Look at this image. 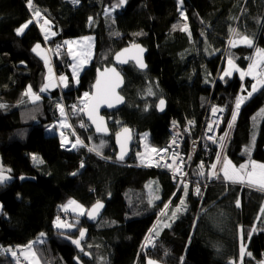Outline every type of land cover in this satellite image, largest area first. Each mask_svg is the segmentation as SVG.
<instances>
[{
	"label": "trees",
	"instance_id": "1",
	"mask_svg": "<svg viewBox=\"0 0 264 264\" xmlns=\"http://www.w3.org/2000/svg\"><path fill=\"white\" fill-rule=\"evenodd\" d=\"M117 2L31 0L29 7L28 0H0V104L6 105L0 108V156L12 176L0 184V264H16L17 256L3 250L15 251L42 231L47 237L35 248L44 264H147L150 259L162 264H239L241 229L246 248L243 264H264V191L232 183L222 171L219 178L210 179L218 146L202 140L189 165L185 195V184H175L169 171L147 165L148 160L141 164L135 149L130 159L118 161L113 135H96L84 111L76 107L91 92L99 67L113 63L120 48L142 42L148 68L139 70L133 62L124 68L122 93L127 101L107 113L114 119L110 128L115 133L129 126L137 136L148 132L151 146L159 150L172 139L174 124L184 131L189 152L190 143L201 137L209 106L227 107L224 132L236 98L256 81L249 76L241 80L238 72L224 77L223 72L227 58L246 71L256 57L255 48L264 49V0H127L111 10ZM37 10L38 20L33 15ZM45 19L55 31L52 45L67 37H96L95 57L77 85L65 51L54 67L58 74L67 73L68 87L40 91L51 62L46 64L32 49L44 43L40 23ZM29 20L32 23L17 35L16 29ZM218 20L238 34L234 43L241 41V34L253 46L229 45L225 57L216 52L207 36ZM185 26L188 31L182 30ZM199 39H203L204 60L197 49ZM29 86L40 100L25 99ZM259 90L241 104L223 153L224 160L230 158L236 166L253 159L264 162V87ZM161 99L166 106L163 112L157 106ZM57 104H69L71 112L75 105L67 120L72 138L82 139V145L62 147L59 134L46 133L47 125L65 118ZM189 121L195 126L188 131ZM253 135L255 144L246 153ZM93 147L99 148V154L89 151ZM71 197L87 209L97 201L107 206L99 221L91 224L84 215L75 221L76 230L67 231L76 235L87 228L81 247L66 231L54 227L58 216L67 218L61 206ZM177 208L181 211L173 217ZM150 231L157 238L154 247L145 246Z\"/></svg>",
	"mask_w": 264,
	"mask_h": 264
},
{
	"label": "snow or ice",
	"instance_id": "2",
	"mask_svg": "<svg viewBox=\"0 0 264 264\" xmlns=\"http://www.w3.org/2000/svg\"><path fill=\"white\" fill-rule=\"evenodd\" d=\"M28 2H29V7H31V0H28ZM72 2L74 4H78L79 0H72ZM180 2L182 3L183 0H180ZM126 3H127V0H118L117 4L113 5L111 10L114 11L115 8L121 7L124 4H126ZM33 15H34L35 18H37V20L41 17V13L38 10L35 11L33 13ZM30 23H32L31 20H29L28 22H26L25 24H23L22 26L17 28L16 29L17 35L23 34L24 30L28 27V25ZM43 24L44 25H48V24H50V21L45 19L43 21ZM42 27H43V25H42ZM182 30L183 31H188L187 26H185ZM52 35H55V33H52ZM47 38L48 37L45 36V39H47ZM90 39L91 38H89V37H85L84 38V40H90ZM241 39L249 47L253 46L252 40L249 39L247 36H244ZM64 43L66 45L70 46L74 42L73 41H65ZM132 47L139 49V45H133ZM40 48H41V45L40 44H36L35 47L32 49V51L37 53V55H41L42 58L44 59L45 63L48 64L49 63L48 58L46 56H43V54L39 51ZM59 48H60V45H57V50ZM139 50L141 52L143 51V49H139ZM124 51L127 52L128 49H125ZM69 55L73 56V58H75V56H76V54L73 53L70 48H69ZM120 55L121 54L117 55V59L118 60L120 59ZM84 62L85 61H83V60L81 61V63H84ZM122 62H126V61H122ZM137 63L139 64V67H141V68L146 67V65H144L143 62L141 60H139V59H137ZM228 64H229L230 67H235L233 65V61L231 60V58L228 59ZM71 67H72V75L76 78L77 83H78L79 82L78 81V76H79L80 67L77 64H73V65H71ZM237 70H239V69H237ZM106 71H111L112 73H114V75L116 77V80H115V82L113 84V87H112V94L114 95V88L120 82L119 73H116L115 69L106 70ZM49 72H51L50 68H49ZM239 73H240L241 80H243L245 76H252L256 80V83H254L251 86V91H249L247 93V96L241 95V96H238L236 98L235 111L232 114V121L233 122L236 120V117H237V114H238L239 109L241 107V104L246 99L251 97L253 92H256L258 90L257 85H260V86L264 87V49H259L258 48L256 50V58L253 59L252 63L249 64L248 69L246 71L245 70H239ZM231 74H232L231 70L224 72L225 76H231ZM101 75H103V73ZM221 79H223V76L221 77ZM60 81L63 82L64 87H68V77L61 76L60 77ZM100 85H101V80L98 79L97 83H96V89H97L96 96L93 98L96 101V103H93L91 105L85 104L84 108L88 109V116L92 120V122L96 125V131L97 132H106L107 128L103 127V117H100L99 121H98L97 118L93 115V113L96 112L97 108L99 107V103L101 102V100H103L104 103H107L108 107H112L113 106L111 102H109L107 99L104 98L106 93H107V90H104L102 92ZM50 86H51L50 84L45 83L43 85V87L40 89V91L41 92L47 91ZM25 95H29L34 102L41 99L40 95L32 92L31 86L28 87ZM84 95H85V97H87L89 94L85 93ZM116 100H117V102H119V101H122L123 98L122 97H116ZM164 103H165V101L163 99H161L160 102H159V107H160L161 111L163 110ZM4 107H6V105L0 104V108H4ZM57 107L60 110L61 116H64L65 115L64 107L61 104H57ZM73 110L75 111V105H73ZM80 110L84 111V109H80ZM216 111H217L216 108L212 109L213 114H215ZM221 111H222V109H221ZM262 112H264V110H262ZM64 126H65L64 123L61 122V127H64ZM229 128H231V124H229ZM208 130L209 131H213L211 125H209V129ZM123 131H124V133H128L129 132V130L126 129V128ZM227 135H228V133H225L224 137H226ZM119 136H120V134H117L118 142H120ZM224 137H221V140H223ZM61 138H62V147L65 146L68 143H71V148H76L77 145H82L83 144V142L79 138H77L75 140V142L72 143L71 141H69L67 139V137H65L63 135V132H61ZM209 139H213V138L209 137ZM173 143H176L175 139L173 140ZM254 144H255V135H253V137H252V144L249 147L245 148V152L246 153H250L251 148L254 146ZM102 146H103V141L101 142L100 147H102ZM125 150H126L125 149V145L123 143H121V154L119 156V159L122 160L124 158ZM89 151H96L99 154V148H97V147L90 148ZM152 151L156 152L157 150L156 149H152ZM161 151L166 152L167 149H163ZM177 157H178V154L174 153V156H173V163L174 164L176 163ZM32 159H33V161H36L38 158L35 155H33ZM141 162L143 163V160ZM217 162L218 163L220 162V157L219 156H217ZM164 166L170 167V168L172 167V165H167V164L164 165ZM81 167H83V164H81ZM201 167H203V165H201ZM211 167L213 169V173H212L213 176H216L217 178H219V173L217 171H215L216 170V164H213ZM257 169H259V171H257ZM8 171H10V169ZM173 171H174V173H179L181 171V167L177 166L175 169H173ZM220 171L223 172V178L228 180V181H231L232 183H242V184L246 183L249 186L258 187L259 190L264 191V164H257L255 161H251V168L249 169V165L248 164H241L239 166V168H237L235 165L232 164L231 161H225L223 163V166H222ZM75 174L76 173H73V175H75ZM200 175H203V172H201ZM9 179H10V177L5 175L2 166H0V184H4ZM21 179H23V177H21ZM180 183H183V180H180ZM186 188H187V185L185 184V195L187 194ZM195 191H196L197 195L200 194V188L198 186L196 187ZM156 198L158 199V197H156ZM180 203H181V205H183L184 201L181 200ZM72 206H75L73 208V210L74 211H78L80 215H84L85 214V211H84L83 207L81 205L77 204L76 201H69L67 205H63L61 207L63 208L64 211H68V209L70 207H72ZM237 206L239 207V201H237ZM102 207H103V204L101 202L97 201V203L95 205H93L92 209L87 212V215L90 218L94 219L95 216L98 214L99 209H101ZM165 207H167V205H165ZM179 211H181V209L177 208L176 211L172 213L173 217H175L176 212H179ZM262 212H264V209H262ZM164 226L165 227H169L170 225L166 224ZM56 227L57 228L71 229V228L74 227V225L71 224V223H67L65 221H62L60 219V217L58 216L56 218ZM85 231L86 230H81L79 232L80 239H76V240L72 241L74 244L77 245V247H80L81 239H83V237L85 236ZM251 231H255V229L253 228ZM155 234L158 235L159 233L156 232ZM43 235L44 234L41 233V236H43ZM152 235H153V231H150L149 236H147L145 238V246H154V240L152 239ZM240 239H241V246H240V251H239V264H243V257L246 254V248H245V245L243 243V230L242 229H241ZM249 239H250V236H249ZM27 249H28V251L24 253L25 258H28L29 256L34 258L35 257V252L32 251V244H29L27 246ZM3 251L5 253H10L13 257L17 256V253L14 250H12V249H4ZM81 251H83V248H81ZM247 254L251 255V253H247ZM182 259L183 258H181V260ZM37 264H38V262H37ZM147 264H156V262L153 261V260H148ZM231 264H237V262L236 261H232Z\"/></svg>",
	"mask_w": 264,
	"mask_h": 264
},
{
	"label": "rangeland",
	"instance_id": "3",
	"mask_svg": "<svg viewBox=\"0 0 264 264\" xmlns=\"http://www.w3.org/2000/svg\"><path fill=\"white\" fill-rule=\"evenodd\" d=\"M25 23H23V24H25ZM23 24H21L20 26H22ZM40 24L43 25V27H42V30H43L42 31V36L44 37V43H38V44L41 45V48H40L39 51L40 52L42 51V53L44 54V56H46L48 58V60L51 62V67L49 66V68L51 69V72H49V68H48L47 72L44 75V83H43V85L45 83L50 84L51 86L48 88L49 91H50V89H53L54 90L55 87H61L62 89L63 88H66V87H64L63 82L60 81V77L61 76L68 77L67 73L66 74L65 73L58 74V71H57L58 68H55L54 67V66H56V58H57V60H62L63 59L62 57H63L65 51H66V56L68 57L67 65H68L69 70L71 72V77H73V81H74L73 83H74V85H77L79 82L77 83L76 78L72 75V67H71V65H73V64L79 65L80 71H79L78 81H80L81 74L84 72V70L87 68V66L89 65V63H91L93 61L94 57H95V55H94L95 54V48H96V44H95L96 43V37H95V35L94 34H85V35H82V36L67 37V38L64 39V41H59L55 45H52V44H50L49 41L52 40L56 36V35H52V33H55V31L52 30L50 28V26H48V25H44L43 23H40ZM45 36H47L48 38L45 39ZM237 36H238V34H235V31L230 27V24L229 23L226 24V22H224L222 20H218L215 23L213 29L211 31H209L208 36H207V39L209 41L210 46L213 49H215L216 52H222L223 53V56L225 57L226 55H224V54H227V52H228L227 47L229 45H234V44H237V42H239V41H237V42L235 41L236 43L233 42V39L236 40ZM85 37H89L91 39L90 40H84ZM240 37H241V34H240ZM242 37H244V36H242ZM65 41H73L74 43H72L69 46V45H66L64 43ZM202 44H203V39H199L197 41V49L199 50V56H200L201 60H204L203 59V56H202L203 55L202 54V51L204 52V50L201 49V45ZM57 45H60V47H61L58 50H57ZM69 48L71 49V51L73 53L76 54L75 58H73V56L69 55ZM259 48L260 49H263V47H259ZM257 49L258 48H255L254 55H256V50ZM225 50H227V51H225ZM59 51L61 53H59ZM204 55H205V53H204ZM254 58H256V57H254ZM228 59L229 58H227L226 65H225V68H224V72L231 70V72H232L231 75H233L235 72H238L239 73V70H241L240 67H239V65H237L236 62L233 59H231L233 61V65L235 67H230L229 64H228ZM82 60L85 61V62L84 63H81ZM237 69H239V70H237ZM224 72H223V76L225 77ZM249 77H252V76H249ZM68 81H69V78H68ZM254 83H256V81ZM43 85H42V87H43ZM261 87L262 86L257 85L258 90L256 92H253L252 95H254L258 91H260L259 89H261ZM250 91H251V89H250ZM247 93H248L247 91L246 92L243 91L242 94H240L239 96H241V95L247 96ZM88 94L89 95L87 97H85V95L82 96L80 98L81 100L77 102L79 104L76 107H77V109L79 111H80V109H82L81 108V105H83V109H85L84 108L85 104H88V102H89V96H90L91 92H88ZM249 98H251V97H249ZM25 99L31 100V97L29 95H27L25 97ZM248 99H246V100H248ZM63 107H64V112H65V118L63 117V119H60L57 122L50 123L49 125H47V127H46V133L59 134L60 137H61V132H63V135L65 137H67V139L69 141H71L72 143H74L76 139L75 138H72V135H71V132H70L71 131V127H70L71 122H69L67 120L74 113V110H73V112H71V110H69L70 109V105L69 104L63 105ZM234 111H235V109L233 110V112ZM233 112L231 113V116H230V119L231 120L229 122V124H231L230 131H228L227 139H223V146L224 147H226L229 139L232 136L231 135L232 134V131H233L234 127L236 126V121H237V117H238V114L239 113L237 114L236 120L233 122L232 121V114H233ZM262 113L264 114V112H262ZM109 119L111 120V123L114 120V119H112V117L109 118ZM61 122L64 123V125H65L64 127H61ZM110 126H111V124H110ZM72 131L74 133L76 132V134H77V131H75L74 128H72ZM80 140L82 141V139H80ZM68 144H70V146H71V143H68ZM134 145H135V148L133 146V149L132 150H134V149L136 150L137 160L140 161V162L143 160V163H145V161H147V158L150 157L151 153H153L152 149H154V147L151 146L150 141L148 139V132L141 133L139 136L136 135L135 136V143H134ZM77 146H79V145H77ZM225 150H223L221 152V155L219 156L220 157V162L218 163L216 160H214L210 164V167H209L210 169L212 168L211 166L213 164H216V167L220 171L221 168H222L221 166H223V163L225 161H231L232 164L235 165V163L233 162V160H231L230 158H226L224 160L225 157H224V154L223 153L225 152ZM161 160H162V162L158 164V165H160L158 168H160L162 170H165V171L170 170L171 172H174L173 169H175L177 167L176 166V163L173 164L171 168L170 167H167L166 168V166H164V165H165V163L169 159L166 160L164 158H161ZM251 161H255L257 164H264V162H260L259 160H256V159L247 160L243 164H248L249 165V169H250L251 168ZM143 163L141 162V164H143ZM167 165H169V162H168ZM0 166H2L5 175L9 176L10 177L9 180H11L12 179V176L10 174V171H8L9 168L3 165L1 156H0ZM183 166L185 167L186 165L184 163L180 164V167H183ZM236 167L239 168V166H236ZM257 171H259V169H257ZM176 174H178V173H176ZM187 190H188V187L186 188V192H188ZM69 201H76L77 204H79V205H81L83 207V209H84V211L86 213L87 208L84 207V205L81 204V202H79L78 200H76L74 197H71L70 199H68L65 203L62 204V206L63 205H67ZM74 207L75 206H72V207H70L68 209V211H66L67 212V218H65L64 216H61V217L59 216L62 221H65L67 223L73 224L74 225L73 228H71V229H67V228H57L56 227V220L54 222V227L56 229L66 231L67 235L70 237L71 240L80 239L79 233L76 234V235L75 234L69 235L68 232H73L74 230H76L75 228L77 227V225H76L75 221L78 220L79 217H83L85 215V214L84 215H80L78 211H74L73 210ZM1 209H2V204L0 202V210ZM82 230H87V228L84 227V229H82ZM41 233H43L44 235L41 236ZM41 233L39 235H37L29 243V244H32V251L35 252V257L34 258L31 257V256H29L28 258H25L24 253L28 251L27 246L29 244H27V245H19V246L14 247L15 248V251L18 252V253H21L22 254V257L24 259V261H22L20 263L19 262L18 263L16 262V264H37V262H38V264H44L43 261L41 260V257L39 255V253L37 252V250L35 248V246H36L35 244L36 243H41V241H43L47 237V233L45 231H42ZM86 234L87 233L85 231V235ZM84 237H83V239H84ZM83 239H81V243H82V240ZM80 247H81V244H80ZM3 248H5V247H3ZM156 264H162V263H159L158 262Z\"/></svg>",
	"mask_w": 264,
	"mask_h": 264
},
{
	"label": "water",
	"instance_id": "4",
	"mask_svg": "<svg viewBox=\"0 0 264 264\" xmlns=\"http://www.w3.org/2000/svg\"><path fill=\"white\" fill-rule=\"evenodd\" d=\"M133 45H139V49H143V51L141 52L138 48H134L132 47ZM128 49L127 52H125L124 50ZM120 55V59H117V55ZM147 48L144 46V44L142 42H136V43H131L129 45H126L122 48L119 49V51H117L114 55L113 58V63H111L108 66H104V67H99L97 72H96V79L95 81L92 83V89H91V94L89 96V102L88 104L91 105L93 103H96V101L93 99L96 96V83L97 80H101V90L102 92L104 90H107V93L105 95V99H107L109 102L112 103V107H108L107 103H104L103 100H101V102L99 103V107L97 108L96 112L93 113V115L97 118V120L99 121L100 117H103V127L107 128L106 132H97L96 131V125L92 122V120L89 118L88 116V109L85 108L84 110V117L85 120H87V122L92 126L93 130L95 131L96 135L98 136H104V137H110L113 135V140H115V145H116V159L120 162H124L128 159L131 158L132 154H133V150H132V146L135 142V136H136V131L134 129H131L129 126H123L121 128V130L117 131L114 133V131L110 128V124H111V120L108 117L107 113H111L113 111H117L119 109H121V107L126 103L127 98L124 96V94L122 93V89L125 87V75H124V68L127 67L129 65L130 62H133L134 64H136V66L138 67L139 70H146L148 68V63H147ZM137 59L141 60L143 62L144 65H146V67L141 68L139 67V64L137 63ZM122 61H126V62H122ZM111 69H115L116 73H119V77H120V82L118 83L117 86H115L114 88V95L112 94V87L113 84L116 80V77L114 75V73H112L111 71H106V70H111ZM103 73V75H101ZM116 97H122L123 100L117 102ZM165 101V100H164ZM157 106L159 107V103L157 104ZM165 103L163 106V110H159L161 112H163L165 110ZM128 129L129 132L128 133H124V129ZM117 134H120L119 136V140L120 142H118L117 140ZM121 143H123L125 145V154H124V158L121 160L119 159V156L121 154ZM101 202V201H99ZM97 202H94L86 211L85 217L87 218L88 222L91 224H94L95 222L99 221L104 213V211L106 210V203L105 202H101L103 204V207L101 209H99L98 214L95 216V218H90L87 215V212L90 211L93 207V205H95Z\"/></svg>",
	"mask_w": 264,
	"mask_h": 264
},
{
	"label": "built area",
	"instance_id": "5",
	"mask_svg": "<svg viewBox=\"0 0 264 264\" xmlns=\"http://www.w3.org/2000/svg\"><path fill=\"white\" fill-rule=\"evenodd\" d=\"M59 53L61 52L59 51ZM213 108L217 109L215 114H213L212 112ZM227 111H228L227 107L222 104H218V105L213 104L209 106L208 112H207L208 117L206 118L203 124L204 126L201 130V135H200L201 137H198L197 139L193 140L190 143L189 152L185 148L187 137L185 136L184 131L180 127L175 126L173 124L170 129L172 133V139L170 140L169 144L166 145V147H163L157 150L154 154H152L147 159L148 161L146 162V164L156 168L160 166V165L158 166V164L162 162L161 158H164L166 160L169 159L165 163V165L168 164V162H169V165H173L174 164L173 163L174 153L178 154V157L176 159V166H180V164L182 163H184L186 166L181 167V171L178 174L168 170L171 173V179L175 184H178L180 186L189 182V171H190L189 165L194 161L195 156L197 155L199 151L202 140H206L207 142H210L211 144L218 146V156H220L221 152L227 148V146L226 147L223 146V140H221V137H224V134L230 131V128H229L230 121H229L226 130L224 132H221V129L223 126L222 124L224 122ZM209 125H211L213 131L208 130ZM187 126H188V131H189V129L195 126L194 121H189ZM209 137H212L213 139H209ZM174 139L176 143H173ZM224 139H227V136L224 137ZM163 149H167V151L166 152L161 151ZM215 160L217 161V159ZM215 171H217L219 174L221 172L219 171L217 167ZM208 173H209L210 179L216 178V176H213L212 174L213 173L212 168L208 171ZM180 180H183V183H180ZM152 239L154 240V245H155V240L157 239L156 236L152 235ZM150 247H154V246H150ZM22 261H24L22 254L18 253L16 262L20 263Z\"/></svg>",
	"mask_w": 264,
	"mask_h": 264
},
{
	"label": "crops",
	"instance_id": "6",
	"mask_svg": "<svg viewBox=\"0 0 264 264\" xmlns=\"http://www.w3.org/2000/svg\"><path fill=\"white\" fill-rule=\"evenodd\" d=\"M238 37V36H237ZM242 37H240V39H241ZM238 41V40H237ZM241 42H243L242 41V39H241V41H239V42H237V44H240ZM237 44H234L235 46H237ZM150 260H153V259H150ZM153 261H155V260H153ZM156 263H158L157 261H155Z\"/></svg>",
	"mask_w": 264,
	"mask_h": 264
},
{
	"label": "flooded vegetation",
	"instance_id": "7",
	"mask_svg": "<svg viewBox=\"0 0 264 264\" xmlns=\"http://www.w3.org/2000/svg\"><path fill=\"white\" fill-rule=\"evenodd\" d=\"M137 135V134H136ZM135 143V142H134ZM133 146L135 147V145L133 144ZM133 146H132V149H133ZM133 152H134V150H133Z\"/></svg>",
	"mask_w": 264,
	"mask_h": 264
},
{
	"label": "bare ground",
	"instance_id": "8",
	"mask_svg": "<svg viewBox=\"0 0 264 264\" xmlns=\"http://www.w3.org/2000/svg\"><path fill=\"white\" fill-rule=\"evenodd\" d=\"M134 43V42H133ZM148 159V158H147Z\"/></svg>",
	"mask_w": 264,
	"mask_h": 264
}]
</instances>
